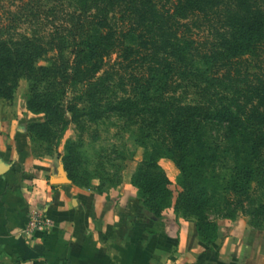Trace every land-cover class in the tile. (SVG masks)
<instances>
[{"label":"rangeland","instance_id":"obj_1","mask_svg":"<svg viewBox=\"0 0 264 264\" xmlns=\"http://www.w3.org/2000/svg\"><path fill=\"white\" fill-rule=\"evenodd\" d=\"M259 1L264 5V0ZM196 2L211 13L218 9L220 20H227L229 0ZM161 6L158 0H0V41L13 52L39 54L35 57L37 68L62 70L69 80L63 96L65 103L83 95V115L65 132L48 125L43 113L27 109L32 84L36 83V92L43 97L60 88L46 74L37 72L34 80L23 77L13 100H21L24 112L20 126L26 131L34 154L57 156L67 183L106 192L122 183L127 170L136 172L147 156L164 154L160 147L162 125L157 120H161L167 100L173 107H194L202 115L236 99L237 105L264 104L263 87L247 94L240 91L243 84L220 82L222 73L216 72L215 61L209 58L216 48L222 54L230 49L229 44L223 46L225 40L231 41L234 32L229 25L227 30L221 29L222 23L210 16L211 23L202 18L197 27L193 24L195 17H186V12L174 6ZM168 7L171 19L166 13ZM97 17L106 18L126 36L121 42L106 38L96 24ZM178 22L189 26H177ZM138 32L156 34V50L138 61H126L122 48L136 46ZM101 53L108 55L100 61L102 70L94 80L76 83V62L91 64L99 60ZM152 53L162 59V64L165 59L177 64L171 74L162 69L158 76L160 84L173 83V95L162 96L155 85V72H148ZM147 79L149 82H145ZM206 126L208 147L217 157L206 161L196 183L199 190L205 188L207 192L203 213L220 229H232L234 223H242L257 237V254L264 255V142L251 141L244 152L226 124ZM247 128L251 138L260 134L262 137L260 128ZM255 146L254 156L247 158ZM65 165L72 170V178ZM232 180H238L249 195L243 207L236 205ZM169 188L173 197L178 193L177 199L183 192L179 179ZM226 200L234 205H228ZM190 215L180 213L181 217Z\"/></svg>","mask_w":264,"mask_h":264},{"label":"crops","instance_id":"obj_2","mask_svg":"<svg viewBox=\"0 0 264 264\" xmlns=\"http://www.w3.org/2000/svg\"><path fill=\"white\" fill-rule=\"evenodd\" d=\"M23 112L20 99L0 100V264H264L256 235L242 223L219 228L208 247L194 222L175 212L178 193L160 220L150 217L133 170L102 193L67 183L57 156L34 154L20 126ZM159 164L172 186L175 164ZM35 211L42 227L29 226Z\"/></svg>","mask_w":264,"mask_h":264},{"label":"trees","instance_id":"obj_3","mask_svg":"<svg viewBox=\"0 0 264 264\" xmlns=\"http://www.w3.org/2000/svg\"><path fill=\"white\" fill-rule=\"evenodd\" d=\"M162 4L161 8L174 6L176 10L186 12V17L194 18L195 26L203 20L211 23L214 19L222 23L221 29L227 30L228 25L234 31L231 34V41L225 40V44L230 45L226 54L212 50L209 58L215 61L216 72L222 73L220 82L230 84H243L240 91L244 93L254 92L260 87L264 88V5L259 0H229L227 6V20H220V11L208 12L197 5L196 0H158ZM200 3V2H199ZM231 3V4H230ZM170 7L166 12L171 19ZM212 16L213 19L210 18ZM229 17V18H228ZM226 18V17H225ZM198 21V22H197ZM97 26L105 33L110 40L122 41L126 36L124 32L115 30L106 18L97 17ZM179 22L177 26H179ZM188 27L189 24H182ZM136 46H125L122 48L125 60L138 61L150 52L156 50L158 40L156 34L138 32ZM39 55L32 52L12 51L6 44L0 41V100L12 103L18 89L19 81L23 78L36 79L35 74L41 72L49 76L51 81L60 85L56 91L49 96L43 97L36 92L37 85L32 84L31 97L27 103V109L34 113H43L48 125H55L65 132L68 127L82 117L84 108L83 95L74 96L68 102H64L65 87L69 85V80L58 68L35 67V57ZM108 54L98 55L99 60L86 64L84 60H78L76 67V83H91L96 75L102 70V61ZM148 72H155L156 87L162 91L163 95H173L175 88L172 82L160 84L158 76L162 69L167 70L166 74H171L177 64L167 59L162 64V59H156L155 53L151 54ZM152 80V79H151ZM36 81V80H35ZM145 82H149L147 79ZM43 97V98H42ZM229 102L228 105L220 106L215 111L206 112L202 115L194 107H173L166 101V109L161 114V120L157 122L162 125L161 148L164 154L159 156L149 155L139 165L137 171L132 176V185L138 191V200L147 214L155 220H160L165 209L171 207L173 194L170 190V180L164 169L160 166L159 160L167 158L171 160L180 172L179 181L183 192L180 193L174 207L177 215L181 212H189L191 217L183 218L191 220L195 224V233L208 247H213L220 235L219 226L210 221L203 213L207 204L206 189L197 188V180L201 176L202 168L207 160H216V154L210 151L205 137V130L208 123L226 124V129L232 132V136L238 140L239 149L248 146L249 142L258 144L264 142V104L247 102L235 104L237 101ZM247 126L263 130V134L255 139L246 132ZM253 136V135H252ZM254 137V136H253ZM44 141V138H43ZM255 146L252 152H248L246 157L251 158L257 151ZM248 148V147H247ZM209 150V152H208ZM66 171L72 178V170L65 165ZM244 169V168H243ZM236 179V178H235ZM232 187L237 195L236 205L243 207L244 201L249 199L245 194V189L239 185L238 180H232ZM227 201V200H226ZM228 205H234L227 201Z\"/></svg>","mask_w":264,"mask_h":264},{"label":"built area","instance_id":"obj_4","mask_svg":"<svg viewBox=\"0 0 264 264\" xmlns=\"http://www.w3.org/2000/svg\"><path fill=\"white\" fill-rule=\"evenodd\" d=\"M44 223V219L41 213L34 212L30 218L29 226L33 228L42 227Z\"/></svg>","mask_w":264,"mask_h":264},{"label":"water","instance_id":"obj_5","mask_svg":"<svg viewBox=\"0 0 264 264\" xmlns=\"http://www.w3.org/2000/svg\"><path fill=\"white\" fill-rule=\"evenodd\" d=\"M62 169H63V168H62ZM63 176H64V178L67 180L64 170H63Z\"/></svg>","mask_w":264,"mask_h":264}]
</instances>
